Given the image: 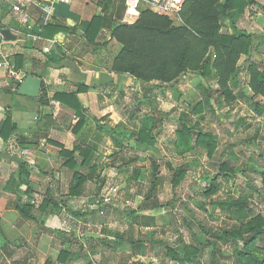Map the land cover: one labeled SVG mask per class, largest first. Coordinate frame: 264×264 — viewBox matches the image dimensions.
Here are the masks:
<instances>
[{
	"label": "rangeland",
	"instance_id": "rangeland-1",
	"mask_svg": "<svg viewBox=\"0 0 264 264\" xmlns=\"http://www.w3.org/2000/svg\"><path fill=\"white\" fill-rule=\"evenodd\" d=\"M260 1L236 11L231 22H223V33L238 29L254 38L251 53L240 56L230 77L231 91L222 90L213 70V77L190 71L192 76L167 86L142 81L140 89H145L138 91V103L133 102L132 91L125 103L121 98L124 121L113 120L111 114L100 118L88 114L92 131L99 129L103 135L78 168L83 174L95 169L85 183L91 189L77 198L68 187L56 192L14 189L19 205L38 207L44 198L62 205L55 214L34 210L35 219L29 221L33 230L23 247L45 254L28 257L29 263L32 259L33 264H59L60 251L67 249L72 253L68 264H237L236 242L218 238L214 244L217 237L213 234L242 224L233 210L217 204L247 201L250 218L264 217V95L256 93L250 72L251 68L264 72V0ZM251 6L254 10L247 9ZM201 101L206 102L203 111L194 112ZM181 121L195 125L196 131L211 133L217 141L215 152L210 155L206 148L196 146L195 136L193 147L177 146ZM87 126L74 133L73 148L87 145ZM146 127L156 137L153 144L138 143L132 133ZM75 158L78 164L82 162L79 151ZM181 168L186 174L175 184L174 175ZM69 169L66 179L72 181L74 170ZM212 184L218 187L216 192L205 195ZM53 214L57 216L54 223ZM69 216L76 219L75 225ZM186 246L199 252L185 259ZM238 247H243L242 241ZM169 248L176 251L177 260L167 255Z\"/></svg>",
	"mask_w": 264,
	"mask_h": 264
},
{
	"label": "crops",
	"instance_id": "crops-1",
	"mask_svg": "<svg viewBox=\"0 0 264 264\" xmlns=\"http://www.w3.org/2000/svg\"><path fill=\"white\" fill-rule=\"evenodd\" d=\"M13 2L4 0L0 3V38L7 43L11 62L20 71L22 81L33 74L43 79V85L38 98L19 95L17 82L20 80L0 69V126L7 114L15 125L8 139L0 138V264H33L32 259L29 263L30 258H27L42 257L45 252L38 248L29 250L30 246L23 247L30 240L33 226L30 227V219L23 218L17 210L20 197H14L13 191L15 188L20 193L44 188L46 192H56L68 187L70 192L72 183L71 179H66L70 169L63 166L61 149L72 150L74 147L77 135L71 127L77 122V117L74 110L55 100L53 95L76 91L78 85L85 84L88 90L79 93L78 98L88 114L97 118L111 114L113 120L124 121L126 110L121 107V98L125 103L129 91H132L135 94L132 100L138 103V91L145 88L140 89L142 81L132 75L113 70L121 45L112 38V29L124 22L125 0L122 5L120 0L56 2L55 13L47 23L38 8L30 9L28 17L15 15L11 10ZM247 9L254 10L253 6ZM236 11L231 13L232 16ZM257 11L262 14L260 9ZM94 16L104 17L105 25L100 27L94 41H90L87 31ZM230 20L227 17L224 22ZM3 29H9L16 39L6 40L1 34ZM94 33L95 30L92 31ZM189 75L193 73L184 74L177 80ZM114 91H120V97ZM115 111H121V115ZM91 126L88 123L84 141L97 144L103 137L95 140ZM13 143L28 150L30 159L13 155L10 149ZM22 176L26 179L23 183ZM88 189L91 185L84 184L83 191ZM54 214L50 217L53 223L57 217ZM68 219L76 224V219L71 216Z\"/></svg>",
	"mask_w": 264,
	"mask_h": 264
},
{
	"label": "trees",
	"instance_id": "trees-1",
	"mask_svg": "<svg viewBox=\"0 0 264 264\" xmlns=\"http://www.w3.org/2000/svg\"><path fill=\"white\" fill-rule=\"evenodd\" d=\"M120 2L119 4L122 5L124 0H120ZM255 2V0H186L181 24H176L167 16L144 9L134 23L122 22L113 27L112 38L121 45V50L114 60L113 70L117 73L130 74L143 82L157 81L162 84L173 83L190 71L199 73L203 77H210L213 70L222 90L229 92L231 91L228 84L230 77L236 71L240 56L251 53L254 38L252 33L238 29L234 32L223 33V22L225 18L232 16L231 13L234 10L243 11L246 6ZM103 25H105L104 17L94 16L87 31L90 41H94L97 32ZM93 30H95L94 34H92ZM254 69L251 68L250 71L253 78L251 84L256 93L264 95V72ZM87 90V85L80 84L76 91L57 92L53 95L55 100L74 110L79 118L72 130L76 134L88 124L87 110L78 98L79 93ZM208 101L206 100V102ZM206 102H199L195 106L194 112H202L203 104ZM149 119H151L150 116ZM180 124L181 130L178 131L177 146L193 147L192 139L195 136L196 146L206 148L210 155L215 152L217 141L211 133L196 131L195 125L189 124L187 121H181ZM98 126L104 127L100 124ZM14 130L15 125L12 118L10 114H7L0 126V138L8 139ZM132 133L140 144H153L156 140L155 135H152L151 129L148 127ZM102 137L99 129H95L94 139L98 141ZM96 145V143L90 142L84 149L77 147L72 150L65 149V147L61 149V155L67 158L64 165L74 170L70 185V193L74 196L82 194L84 184L94 173V168L88 174H83L78 168L83 167L87 162ZM78 151L82 158L80 164L75 158V153ZM185 174V169H178L174 175L173 183L181 182ZM20 179L21 183L26 180L23 176ZM217 188L212 184L205 191V195L213 194ZM27 192H30L29 189ZM217 205L222 209L228 207L233 210V214L238 216L242 224L241 227L214 233L213 235L217 238L213 243L217 244L218 238L224 242L234 240L237 244V264H264V244H258V240L264 242V217L250 218L252 209L249 208L247 201L223 202ZM61 206L57 201L52 204L48 198H44L38 207L32 204H18L16 208L23 218L35 219V209L50 214L59 210ZM247 219L248 221L243 222ZM258 219L260 220L255 222ZM240 241L243 244L242 248L238 247ZM190 248L189 246L185 247L187 251L183 258L187 259L199 252L198 248ZM70 254L67 249L61 250L58 257L59 263L68 264ZM167 255L178 259V254L172 248L168 249ZM46 264L52 263L47 261Z\"/></svg>",
	"mask_w": 264,
	"mask_h": 264
},
{
	"label": "built area",
	"instance_id": "built-area-1",
	"mask_svg": "<svg viewBox=\"0 0 264 264\" xmlns=\"http://www.w3.org/2000/svg\"><path fill=\"white\" fill-rule=\"evenodd\" d=\"M73 0H14L11 10L15 15L29 16L32 8L40 9L45 17V23L51 20V16L55 13V3H71ZM4 0H0L3 3ZM186 0H125V19L124 22L134 23L140 16L142 10L149 9L160 15H164L172 19L174 22L182 21V12L184 10ZM11 54L7 43L0 38V69L7 71L10 77L22 81L20 71L11 62ZM11 152L15 156L24 159H30L28 150L20 148L19 145L13 143Z\"/></svg>",
	"mask_w": 264,
	"mask_h": 264
},
{
	"label": "water",
	"instance_id": "water-1",
	"mask_svg": "<svg viewBox=\"0 0 264 264\" xmlns=\"http://www.w3.org/2000/svg\"><path fill=\"white\" fill-rule=\"evenodd\" d=\"M1 34L6 40L16 39V36L13 35L9 29H3ZM17 84L19 85V95L38 98L42 92L43 79L36 75L29 74L23 81H18Z\"/></svg>",
	"mask_w": 264,
	"mask_h": 264
}]
</instances>
